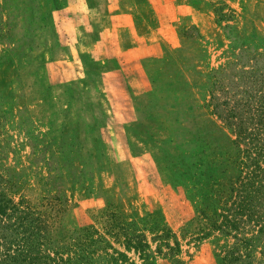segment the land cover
Segmentation results:
<instances>
[{
	"label": "rangeland",
	"instance_id": "rangeland-1",
	"mask_svg": "<svg viewBox=\"0 0 264 264\" xmlns=\"http://www.w3.org/2000/svg\"><path fill=\"white\" fill-rule=\"evenodd\" d=\"M251 67L264 71L257 0H0V166L30 181L15 200L58 194L55 227L100 240L95 264H264V237L239 258L247 229L200 231L210 147L231 135L203 98L246 97ZM158 115L174 129L155 148Z\"/></svg>",
	"mask_w": 264,
	"mask_h": 264
},
{
	"label": "trees",
	"instance_id": "trees-1",
	"mask_svg": "<svg viewBox=\"0 0 264 264\" xmlns=\"http://www.w3.org/2000/svg\"><path fill=\"white\" fill-rule=\"evenodd\" d=\"M257 3L264 4V0H257ZM253 69L251 67L250 75L240 77L243 85L251 82L249 89L245 87L240 90L242 95L247 93L246 97L231 102V97L227 96L218 110V104L212 102L215 94L211 90L210 97H204L202 105L208 109V115L217 113V118L222 121L217 125L218 129L227 127L236 138L221 131L224 138L219 136L218 144L210 147L211 192L216 209L211 216L205 217L200 231L204 235L213 231L229 235L232 230L240 234V231L247 229L242 238L244 247L243 252L238 254L239 258L249 257L256 248L254 240L261 241L264 237V71L257 74ZM224 93H229V89L226 88ZM150 123L154 127L150 131L152 137L145 141H150L156 148L157 144L168 141L174 125L169 117L161 115L152 116ZM160 131L166 132L167 137H160ZM49 162L47 159L45 165ZM15 167L3 163L0 166V264L100 262L101 256L97 253L99 247H93L100 240L81 235L65 237L64 226L55 227V221L59 218L53 211L55 204L59 203L58 194L48 193L47 197L42 198L23 194L15 200L14 194L30 184V181L23 179L22 170L17 171ZM31 175L34 178L31 189H36L38 184L47 191L51 189L47 186L54 180L50 170L47 176L38 175L36 170ZM90 175L89 179L93 177V174ZM241 223L244 224L243 228H240ZM120 230L127 233L121 226ZM132 238L133 235L128 237L125 245L132 244ZM165 245L172 256L174 247L167 243ZM144 246L148 245L137 243L132 248L143 251ZM261 247L264 250V243H261Z\"/></svg>",
	"mask_w": 264,
	"mask_h": 264
},
{
	"label": "crops",
	"instance_id": "crops-1",
	"mask_svg": "<svg viewBox=\"0 0 264 264\" xmlns=\"http://www.w3.org/2000/svg\"><path fill=\"white\" fill-rule=\"evenodd\" d=\"M156 2H158L159 4H164L165 2H167L168 0H155Z\"/></svg>",
	"mask_w": 264,
	"mask_h": 264
}]
</instances>
